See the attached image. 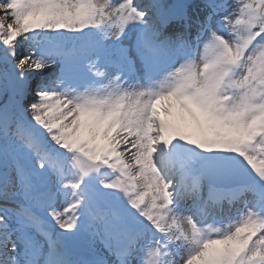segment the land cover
I'll return each mask as SVG.
<instances>
[{"label":"snow or ice","instance_id":"1","mask_svg":"<svg viewBox=\"0 0 264 264\" xmlns=\"http://www.w3.org/2000/svg\"><path fill=\"white\" fill-rule=\"evenodd\" d=\"M0 264H264V0H0Z\"/></svg>","mask_w":264,"mask_h":264}]
</instances>
